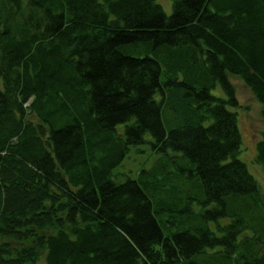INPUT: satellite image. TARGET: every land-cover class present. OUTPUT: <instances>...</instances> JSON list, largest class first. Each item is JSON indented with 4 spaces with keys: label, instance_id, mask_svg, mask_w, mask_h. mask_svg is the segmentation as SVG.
<instances>
[{
    "label": "trees",
    "instance_id": "1",
    "mask_svg": "<svg viewBox=\"0 0 264 264\" xmlns=\"http://www.w3.org/2000/svg\"><path fill=\"white\" fill-rule=\"evenodd\" d=\"M170 1L0 0V264H264L228 77L264 123V0Z\"/></svg>",
    "mask_w": 264,
    "mask_h": 264
},
{
    "label": "rangeland",
    "instance_id": "2",
    "mask_svg": "<svg viewBox=\"0 0 264 264\" xmlns=\"http://www.w3.org/2000/svg\"><path fill=\"white\" fill-rule=\"evenodd\" d=\"M157 3L162 6L166 14L171 12L170 0H157ZM129 53L134 56L147 54L150 57L156 58L161 64L162 59L168 56V51L165 48H152V46L146 43L139 45ZM178 77H181V72L178 73ZM228 77L234 88L235 97L238 102L237 108H230V110H234L237 113L238 129L241 136L240 152L237 154V158L245 163L249 173L256 180L260 193L264 197V171L255 162V144L260 139V133L264 130L260 104H258L251 92L239 79L233 76ZM210 92L218 97L224 96L219 85L211 88ZM143 139V143L130 147L121 165L114 170L115 175L118 174V179H121L122 175L135 178L141 168H149L151 166L155 158L148 144V141H151V137L146 134ZM113 178L115 179V176ZM35 264H44V261L40 258Z\"/></svg>",
    "mask_w": 264,
    "mask_h": 264
}]
</instances>
